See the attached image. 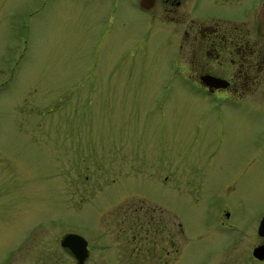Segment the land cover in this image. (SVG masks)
I'll list each match as a JSON object with an SVG mask.
<instances>
[{"label": "rangeland", "instance_id": "1", "mask_svg": "<svg viewBox=\"0 0 264 264\" xmlns=\"http://www.w3.org/2000/svg\"><path fill=\"white\" fill-rule=\"evenodd\" d=\"M172 27L146 19L134 0H0V250L12 249L26 225L49 219L13 264H43V255L74 264L59 245L67 231L85 238V264H156L131 255H158L161 246L165 254L167 244H128L114 205L156 198L191 234L202 200L190 191L207 168L204 156L218 178L252 152L246 140L258 135L248 138L244 121L237 135L245 145H208L215 128L197 118L201 101L174 78ZM261 149L263 163L247 173L257 194ZM208 246L194 241L184 252Z\"/></svg>", "mask_w": 264, "mask_h": 264}, {"label": "flooded vegetation", "instance_id": "2", "mask_svg": "<svg viewBox=\"0 0 264 264\" xmlns=\"http://www.w3.org/2000/svg\"><path fill=\"white\" fill-rule=\"evenodd\" d=\"M135 1L146 19L171 20L174 78L201 101L202 106L196 108L197 118L207 119L215 128L208 145H219L220 150L226 147L224 144L245 145L241 134L237 135L243 121L248 128L247 137L258 138L247 139L254 146L252 152L237 161L235 171H225L218 178L222 171L210 170L215 163L211 156H204L207 168L197 176V184L190 191V199L202 200L194 206L198 227L191 234L165 204L137 194V203L114 205L123 212L118 216L121 223H128V231L125 229L121 237L128 244L155 237L160 246L166 243L169 248L165 254L161 246L158 255H131L145 261L154 259L156 264H264V254L253 252L256 246L264 245V204H253V199L264 193L257 194L252 189L256 178L247 175L251 166L263 163L259 158H263L260 152L264 143V0H142V5L141 0ZM236 158L229 155L228 160ZM235 162L226 161L223 167L227 170ZM166 217L171 221L167 226ZM47 220L26 225L10 245L12 249L1 248L0 264H13L19 255L12 254L38 230L44 229L45 233ZM194 241L210 247L186 254L185 247ZM61 249L76 264L68 248ZM50 256L43 255V264H51ZM87 256L88 251L83 264Z\"/></svg>", "mask_w": 264, "mask_h": 264}, {"label": "water", "instance_id": "3", "mask_svg": "<svg viewBox=\"0 0 264 264\" xmlns=\"http://www.w3.org/2000/svg\"><path fill=\"white\" fill-rule=\"evenodd\" d=\"M140 4L141 5L143 4L142 0L140 1ZM60 244L61 246L69 249V251L76 259V264H83V258L86 255L87 250H86V242L81 235L74 232H67L62 235L60 239ZM253 252L256 255H263L264 245L256 246L253 249Z\"/></svg>", "mask_w": 264, "mask_h": 264}]
</instances>
